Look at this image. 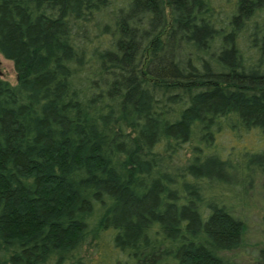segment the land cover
Here are the masks:
<instances>
[{"label":"rangeland","instance_id":"obj_1","mask_svg":"<svg viewBox=\"0 0 264 264\" xmlns=\"http://www.w3.org/2000/svg\"><path fill=\"white\" fill-rule=\"evenodd\" d=\"M90 1L96 4L97 0H86V4ZM127 2L128 0H107L105 5L94 8H87L86 5L87 17H81L68 10L62 11L59 6L50 10L41 6L38 9L40 14L50 15L53 19L59 20L63 28L62 32L68 41L66 45L72 50L71 58L64 59V64L71 69L72 83L75 84L74 76L82 73L89 74L86 78L87 83L93 77L101 85L103 83L100 81L108 83L107 76L112 77V72L117 71L118 75L116 86H112L111 79L103 95L97 83H94L93 89L84 90L82 85H71L69 81L70 85L66 83L68 87L61 100L52 97L56 104L61 102L67 104H60L65 110V115L61 109L57 112L65 116L68 125L69 122H75L71 113L75 106V110L80 113L76 127L71 125V130L74 132V129L79 127L81 130L84 128L86 133L92 132L89 134L94 146L98 145L99 141L111 143L116 139L113 145L115 149L120 150L119 158L124 159L130 154L134 158L132 160L139 165L140 177L135 183L152 185L158 181L160 192L157 208L162 216L169 215V209L189 198V193L192 192L200 194L201 200L198 201L197 207L201 206L205 212L208 211L210 204L205 198V193L211 189L219 187L232 189L233 192L244 195L245 207L235 206L230 211L243 222L241 245L227 252L212 251V255L220 258L224 254L236 264H255L264 241V119H259V122L255 119L243 120L238 109L229 107L223 111L202 114L203 117H192L182 127L185 130L184 137L168 136V133H164L168 124L165 122L161 127L163 133H156L153 140L145 141L141 137V131L147 119L126 105L123 98L117 99L116 96L118 92L124 91L125 84L135 82L140 93L148 97V112L159 114V117L156 116L158 124L162 117L165 121L172 118L171 122L174 124L181 121L180 114L188 108V104L185 105L181 100L189 96L191 100L195 93L190 94L179 85L190 80L196 82L203 78V75L228 78L242 75L248 80L246 88L238 89L232 84L231 90L241 93L245 98L260 101L264 92V0H178L176 3L172 0H159L158 11L161 18L154 23L156 29L154 36L158 34L160 39L158 47L156 45L153 50L154 46L150 45L151 25L146 18L148 15L154 18L155 15L146 12L147 15L145 13L137 20L131 21L133 27L138 30L137 36L147 40V43L141 55L138 51L131 59L133 62L130 65L132 69L128 68L129 74L122 68L107 69L98 63L99 51L112 48L114 45L119 23L117 18L125 13L124 6ZM179 2H184L191 12L190 16L185 15L187 18L181 19L177 5ZM23 6L29 7L26 3ZM190 20L194 21L196 27L204 30L202 33L205 37L189 41L187 36ZM147 29L150 31H146ZM238 52L242 54V59H237ZM170 53L174 54L177 64H186L185 70L172 73L171 70L164 72L151 67L157 54L165 57ZM228 57L232 60V66L226 62L215 63ZM21 68L14 58L0 49V102L9 104V108L14 106L12 104L14 101L21 100L18 98L19 95L13 96L5 92L4 88L8 86L13 89L17 86ZM3 82L7 86L4 87ZM169 82H174V88L166 89L165 86ZM116 87L117 93L114 92ZM68 88L72 89L73 94ZM75 90L78 95L74 94ZM92 91H96V94L92 95ZM20 95L23 101L33 100L31 111L27 108L23 110L24 116L27 119H38V116L35 117L38 107L44 106L49 98H44V94H41L36 100L27 90H23ZM20 106L22 104L18 103L14 110L17 111ZM113 107L117 109V113L109 115V109ZM122 112L127 117H124ZM84 124H90L92 127L86 126L85 129ZM50 126L56 139H60L62 144L66 143L67 139H72L77 145L81 139L73 137L70 133L60 136L65 129L59 123L50 121ZM52 126H55V129ZM135 140L140 147L136 148ZM26 141H29L28 137ZM144 154L147 156L154 154V160L147 162ZM100 155L103 156L104 152ZM56 156L63 167L75 168L82 162L76 151H72L67 160L63 156ZM91 161L94 170H88L84 165L83 169L80 168V171L75 169L67 177L68 186L73 188L74 195L82 198L83 185L91 182L98 184L94 178L103 174L104 177L109 174L126 181L113 164L109 166L102 160ZM85 162L89 165L90 161L86 158ZM103 165L105 172L99 168ZM208 165L211 166L210 170L206 169ZM130 190L138 196L135 188L131 187ZM72 204L75 206L73 211L76 220L72 229L73 235L66 233L64 238L55 239L46 264H97L99 258L103 256L105 260L102 264H173L175 251L169 247L173 248V244H177L179 240L175 238L166 242V233L161 229L162 222L159 217L141 226L140 236L135 242H127L124 239V228L113 223L114 212L111 210L114 206L119 207L120 203L112 194L93 186L90 202L77 203L74 199ZM98 207L107 211V217L100 232V243L96 244L84 236V230L86 220ZM190 207L195 208L196 205L191 203ZM0 243L2 244V241ZM8 243L11 249L21 248V244L17 242L12 245L11 242ZM38 244L42 245L43 242L40 241ZM3 253L0 249V264Z\"/></svg>","mask_w":264,"mask_h":264},{"label":"trees","instance_id":"obj_2","mask_svg":"<svg viewBox=\"0 0 264 264\" xmlns=\"http://www.w3.org/2000/svg\"><path fill=\"white\" fill-rule=\"evenodd\" d=\"M106 1L97 0L96 5L92 1L86 4V0H0V49L14 58L17 64L22 67L15 88L10 89L3 82L4 87L7 86L4 88L5 92L13 96L19 95L18 98L21 101H14L12 103L14 106L11 108H9V104L0 102V241H2L0 249L4 252L1 264L48 263L49 250L54 245L55 239L64 238L66 233L73 235L72 229L76 220L73 211L75 206L72 202L74 199L77 203L80 201L83 204L90 202L93 186L112 194L119 201V207L114 206L111 210L114 212L113 223L124 228V239L127 242H135L140 236L141 226L145 225L147 221L159 217L162 222L161 229L166 233V242L175 238L179 240L177 244H173V248L169 247L175 251L173 264H236L234 260L224 254L220 258L214 257L212 251L227 252L237 249L241 245L243 222L230 211L235 206L245 207L244 195L235 193L232 189L220 187L211 189L205 193V198L210 203L208 211L205 212L201 206L197 207L198 201L201 200L200 194L192 192L189 193V198L187 197L186 200H182L175 207L170 208L169 215L162 216L157 208L160 192L158 181L152 185L150 183L136 184L135 182L140 177V169L139 165L133 161V156L129 154L124 159H120V150L115 149L113 145L116 139L111 143L99 141V144L94 146L89 134L92 132L86 133L84 128L81 130L79 127L73 132L71 127H76L80 112L73 106L74 110H71V113L75 122H69L67 125L64 116L65 110L60 106L66 102L59 104L55 102L61 100L68 87L66 83L69 84L70 81L71 85L74 84L71 82V69L66 63L64 64L65 58H71L72 50L70 46L66 45L68 41L62 32L63 28L59 20L53 19L50 15L40 14L38 9L42 7L50 10L59 6L62 11L68 10L81 17H87L86 5L87 8H94L105 5ZM172 1L176 3L178 0ZM24 3L29 7L24 8ZM177 5H179L181 19L191 15L184 2H179ZM158 8L159 0H128L124 6L127 13L125 11L121 17L117 18L119 23L114 45L112 48L99 51L98 63L107 69L108 67L122 68L129 74L132 69L130 65L133 62L131 59L138 51L141 55L147 43V40L137 36L138 30L133 27L131 21L137 20L146 12L155 15L154 18L152 15L146 17L151 25L149 28L152 33L150 34L152 39L150 45L154 46V50L160 40L158 34L154 36L156 32L154 23H157L161 18ZM52 11L54 12V10ZM190 21V30H188L187 36L189 41L205 37V34L202 33L204 30L196 27L193 20ZM202 25L205 26V23ZM241 55L238 52L237 59H242ZM155 57L151 67L160 71L171 70L174 73L177 70L186 69L185 63L179 65L175 62L173 53L167 54L165 57L157 54ZM228 58L219 59L215 63L226 62L232 66V60ZM128 68L131 69L128 70ZM108 74H110L109 71ZM111 75L113 78L107 76L108 83L100 81L106 87L103 84H98L93 77L87 83L86 78L89 74L85 73L75 75L73 81L75 86L76 84L82 85L84 90L93 89L94 83H97L103 95V91H107L111 79L112 86H116L117 71L112 72ZM202 77L196 82L190 80L179 85L190 94H195L191 100L190 96L181 100L185 105L188 104V108H185L184 112L182 111L181 121L175 124L171 122L172 118L165 121L163 117L159 124L156 122V116L159 114L148 112V97L146 94L140 93L135 82L131 81L129 84H125L124 91L119 89L121 93L118 92L117 87L114 88V92L116 90L118 92L117 99L123 98L126 105L131 106L136 113L147 119L141 131V137L145 141L153 140L156 133H163L161 127L165 122L169 125L165 126L164 133H168V136L181 135L184 137L185 130L182 127L192 117L223 111L229 107L238 109L243 120L255 119L259 122V119H264V92L260 101H257L258 99L245 98L241 93L231 90L232 84L238 89L246 88L248 80L244 76L236 75L228 78V76L209 74ZM173 84L174 82H169L164 86L166 89L174 88ZM21 89L31 92L35 99L41 94H44V98H49L44 106L36 108L38 111L35 113V117L38 116V119H27L24 116L23 110L32 109L33 100L27 99L24 102L20 95L23 91ZM69 91L73 94L72 89ZM199 91L200 93L197 94ZM74 94L78 95L76 90ZM91 94H96V91H92ZM52 97H55L56 100H52ZM18 103L22 106L15 111V106ZM189 104L191 105L189 106ZM59 109L64 115L58 114ZM109 110V115L117 113L115 107ZM122 114L127 117L125 113L122 112ZM201 120L205 119L201 118ZM50 121L64 127L65 131L60 136L70 133L75 138H81L77 145L72 139H67L64 144L60 143V139H56L50 128ZM84 126L85 129L86 126L92 127L90 124H84ZM52 127L55 129V126ZM27 137L29 141L25 142ZM135 143L136 148L140 147L136 140ZM72 151H76L77 155L81 156V165L78 164L75 168L63 167L56 155L63 156L67 160ZM101 152H104L103 156L100 155ZM144 155L147 162L154 160V154ZM86 158L90 161L89 165H86ZM91 160L94 162L102 160L109 166L113 164L120 170L126 181H121L109 174L104 177L102 173L101 177L94 178L98 184L91 182L83 185L84 196L82 198L74 195L73 188L68 186L67 177L75 169L79 171L80 168L83 169L84 165L88 170H94L95 168H92L93 166L90 164L93 163ZM210 167L208 165L206 169L210 170ZM99 168L102 171L105 170L104 165ZM131 187L138 191V196L130 190ZM163 202L165 203V199ZM191 203L196 207H190ZM106 213L107 211L98 207L85 222L84 236L93 243H100V232L107 217ZM174 235L177 236L174 237ZM40 241L43 242L42 245L38 244ZM8 242H11V245L17 242L21 244V248L11 249L8 247ZM23 242L26 244H22ZM104 260L105 256L99 258L97 264H102ZM255 264H264V241L259 249Z\"/></svg>","mask_w":264,"mask_h":264}]
</instances>
